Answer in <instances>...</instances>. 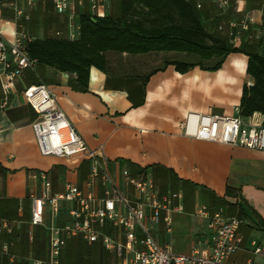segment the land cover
Wrapping results in <instances>:
<instances>
[{"label":"crops","instance_id":"obj_1","mask_svg":"<svg viewBox=\"0 0 264 264\" xmlns=\"http://www.w3.org/2000/svg\"><path fill=\"white\" fill-rule=\"evenodd\" d=\"M11 1L0 0V33L6 41L21 31L13 22ZM113 3L107 16H113L117 1ZM235 7L254 18L252 33L257 35L255 41H261L258 51L264 52V0H231V9L224 16H217L216 7L206 3L199 12L202 24L215 32L218 24L235 16ZM84 13L89 14L87 10ZM30 15L40 22L52 19L50 29L23 26L22 32L31 38L66 31V18L55 15L49 1L37 4ZM150 55H107V73L91 68L85 92L74 89V75L38 65L24 70L16 80L8 107L0 110V220L9 222L13 230L12 234H0V264L47 259L50 215L45 213L46 225L30 226L29 197L40 193L30 171L46 172L52 193L61 192L67 182L85 193L90 191L85 186L88 160L80 155L42 156L38 151L31 127L37 116L22 95L23 89L38 84L52 90L58 108L123 190L124 172L134 175L144 171L162 195L182 193V212L171 215V233L166 234L162 224L153 231L160 245L167 244L177 255H188L194 246L205 247L209 222L197 211L202 206L210 214L222 209L224 216L246 222L239 228V250L227 264H245L250 259L264 264V255H252V244L264 248V230L257 227V219L264 220V151L195 140L184 136L180 128L190 112L237 115L244 85L253 84L246 74L248 58L230 54L217 71L195 67L180 73L172 65L174 60L160 64ZM2 95L0 82V100ZM243 122L262 126L264 116L256 113ZM227 188L232 191L229 196ZM92 191L101 197L103 187L98 184ZM239 207L244 216L239 215ZM66 217L62 210L56 224L61 225ZM89 248L93 249L89 252ZM67 256L72 257L71 262ZM89 260L116 264L114 256L100 244H88L80 238L67 241L60 263L88 264Z\"/></svg>","mask_w":264,"mask_h":264},{"label":"built area","instance_id":"obj_2","mask_svg":"<svg viewBox=\"0 0 264 264\" xmlns=\"http://www.w3.org/2000/svg\"><path fill=\"white\" fill-rule=\"evenodd\" d=\"M49 1L57 16L66 18V31H57L54 37L75 41L80 36L79 19L85 10L93 18H104L111 4L118 0H12L13 22L21 31L12 41H6L0 33V82L2 98L0 110L9 105V96L15 82L24 70L33 69L37 62L29 57L27 45L34 40L22 32V23L31 20V11L37 4ZM201 12L206 3L216 7V15H227L231 0H186ZM21 2V5H19ZM235 16L216 31L225 34L233 47L257 39L252 33L254 18L243 9L235 7ZM253 84L248 83L251 87ZM26 104L36 114L32 130L37 148L42 156L70 158L80 155L90 163L83 192L72 183H65L61 192L52 193L51 183L44 171H30L29 177L38 182L40 193L30 195V226L45 224L48 211L50 222L46 225L48 255L46 260L31 264H61V254L69 239L80 238L88 244H100L111 253L116 264H227L239 250L242 238L239 228L245 220L226 217L223 210L210 214L206 207L198 209L197 215L209 222L210 235L205 247L194 246L188 255H177L170 247L160 245L153 231L160 224L165 233H171V215L182 212V193L168 192L162 195L148 172L123 173V190L103 168L98 154L88 148L74 127L58 108L52 90L44 84L27 87L22 91ZM184 136L232 147L264 151V127L245 124L243 119L222 115L188 113L180 124ZM103 187L101 197L93 189ZM62 210L67 217L61 224L56 220ZM12 234L9 222L0 220V234ZM31 236V233L29 234ZM252 255H264V248L252 244ZM4 252L7 246L3 247ZM245 264H257L252 259Z\"/></svg>","mask_w":264,"mask_h":264},{"label":"trees","instance_id":"obj_3","mask_svg":"<svg viewBox=\"0 0 264 264\" xmlns=\"http://www.w3.org/2000/svg\"><path fill=\"white\" fill-rule=\"evenodd\" d=\"M117 3V16L93 18L82 14L80 36L75 41L54 36L34 38L27 45L29 57L38 66L74 75V89L85 92L91 68L107 73V53L130 56L177 53L196 57L197 62L190 63L174 60L172 65L180 73L195 67L214 72L230 54H243L248 58L246 74L253 85H244L242 89L238 116L241 119L252 118L256 113L264 116V55L258 51L260 40L231 46L225 34L207 31L199 11L186 0H118ZM231 194L227 188L226 195ZM239 215H245L241 207ZM257 227L264 230V220L258 218ZM88 264L98 263L89 260Z\"/></svg>","mask_w":264,"mask_h":264},{"label":"rangeland","instance_id":"obj_4","mask_svg":"<svg viewBox=\"0 0 264 264\" xmlns=\"http://www.w3.org/2000/svg\"><path fill=\"white\" fill-rule=\"evenodd\" d=\"M115 3V2H114ZM113 3V4H114ZM1 4V3H0ZM114 9L112 10V15L113 16H117L118 14H119V9H118V7H119V5H118V3H115L114 4ZM52 19H49V18H47V19H45V20H43V22H40V21H38L37 19H31L28 23H22V25L25 27V26H28V28L30 29V30H36L37 28H49L50 29V25H51V23H52V21H51ZM40 23H41V25H40ZM45 28V29H46ZM205 28L208 30L209 28H208V26L206 27V25H205ZM210 30V29H209ZM43 37H49L48 35H44V36H41V37H39V38H43ZM52 37V36H51ZM263 42H264V39H263ZM259 53L260 54H262V55H264V52H260L259 51ZM110 54H112V55H114V54H116V53H107L106 54V56L107 55H110ZM116 55H118V54H116ZM151 56V58L154 60V61H156V62H159L160 64L161 63H163L164 61H166V60H169V59H173V60H176V61H180V62H184V63H190L192 60H194V59H196V57H194V56H185V55H183V54H177V53H158V54H152V55H150ZM193 62H197V60H194ZM247 85V84H246ZM69 262H71L72 261V257L70 258V257H68L67 256V258H66Z\"/></svg>","mask_w":264,"mask_h":264}]
</instances>
